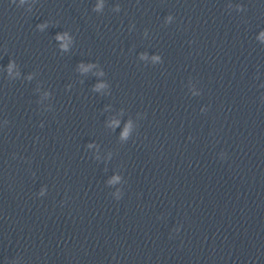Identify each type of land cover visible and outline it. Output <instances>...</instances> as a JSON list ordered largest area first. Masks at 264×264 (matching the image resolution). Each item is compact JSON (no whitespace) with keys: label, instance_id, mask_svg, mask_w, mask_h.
I'll return each instance as SVG.
<instances>
[{"label":"water","instance_id":"water-1","mask_svg":"<svg viewBox=\"0 0 264 264\" xmlns=\"http://www.w3.org/2000/svg\"><path fill=\"white\" fill-rule=\"evenodd\" d=\"M0 264H264V0H0Z\"/></svg>","mask_w":264,"mask_h":264}]
</instances>
